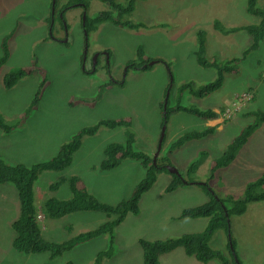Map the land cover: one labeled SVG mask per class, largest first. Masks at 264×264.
<instances>
[{"label": "rangeland", "instance_id": "1", "mask_svg": "<svg viewBox=\"0 0 264 264\" xmlns=\"http://www.w3.org/2000/svg\"><path fill=\"white\" fill-rule=\"evenodd\" d=\"M66 2L56 0L51 10L52 0H0V55L1 43L7 36L9 49L7 62L0 71V113L7 124H18L19 113L36 94L38 84H43L39 85V103L22 125L9 134L0 131L1 158L8 164L30 166L50 159L72 134L98 121L125 119L130 127L125 128V132L99 129L94 136L84 137L70 167L39 176L33 189L37 219L43 238L54 242L94 229L105 221V216L92 212L70 215L59 221L48 220L42 212L44 199L52 195L59 199L70 198L66 183L56 192H49L48 187L77 176L87 192L101 203L115 207L127 200L144 178L145 170L138 161L123 160L110 171H100L98 165L105 147L113 142L124 144V135L130 132L133 150L153 159L161 132V104L167 89L170 100L166 108H175L182 84L205 83L216 73L212 68H202L196 61V31L206 32L207 57L212 55L217 61L225 62L231 57L240 58L250 37L244 31L220 36L212 29V24L217 21L226 28L259 22L246 13V0H147L137 1L133 12L126 17L127 21L142 23L145 28L131 31L102 23L95 30L86 31L83 19L93 20L107 6L90 0L86 14L82 15V9L77 7L65 11L62 17L59 11ZM116 2L125 4V0ZM257 7L264 10V0H258ZM138 46H142L144 57L160 62L152 63L147 71L128 72L122 86L103 88L107 82L103 74V53H108V69L119 81L125 64L136 60ZM84 50L85 70L91 68L90 59L99 55L95 75L86 76L81 70ZM33 62L37 70L31 76L20 80L9 91L3 88L2 78L6 72L12 68L26 69ZM250 87L255 93L248 92ZM181 94L183 105L212 109L219 118L203 121L182 112L169 115L156 159L167 156L169 165L184 178L191 176L186 175V168L200 159L194 175L197 184L188 183L165 193L171 177L168 173L158 174L151 189L140 200V214L128 215L114 229L111 241L107 235L99 237L55 260H49L45 254L23 255L12 248L11 224L17 217L18 203L13 187L0 185V264H93L96 253L110 246L112 256L102 264H142L138 239L164 240L202 231L206 218H181L180 215L187 208L209 201L198 184L207 180L209 162L224 151L238 129L248 121L244 114L252 110L264 113V41L257 51L239 61L238 73L226 76L219 91L202 99L185 92ZM80 100L85 102L81 104ZM206 127H215L213 135L169 150L183 133ZM201 152H205L204 155L201 156ZM263 171L264 123L250 136L236 160L208 184L216 197L235 199L244 186ZM229 231V234L216 231L210 239V248L227 254V243L232 240L240 264H264V201L249 204L240 216H230ZM159 261L160 264H200L180 248L162 255ZM208 264L219 263L215 260Z\"/></svg>", "mask_w": 264, "mask_h": 264}, {"label": "trees", "instance_id": "2", "mask_svg": "<svg viewBox=\"0 0 264 264\" xmlns=\"http://www.w3.org/2000/svg\"><path fill=\"white\" fill-rule=\"evenodd\" d=\"M90 0H67L63 7L64 10L68 8L82 7L87 9ZM107 6V9L99 12L93 20L85 18V30H95L99 24L110 23L111 25L128 29L131 31H138L146 26L142 23H132L126 20L134 10V5L137 1L147 0H125V4L120 5L116 0H97ZM258 0H246L245 11L259 19L257 24L246 26L222 27L220 22L215 21L212 24V29L222 35H233L244 31L250 37V43L241 57H231L227 61H217L214 56L207 57L208 45L206 41V32L202 29L196 31V49L195 57L197 63L202 68H212L216 71L214 78L208 82L195 84L193 82L189 85H181L179 92H185L190 97L202 99L209 97L213 93L219 91L228 75H236L238 73V63L245 58L250 52L257 51L260 44L264 41V10L257 7ZM83 5V6H82ZM92 27V28H91ZM8 36L1 43L2 54L0 55V71L2 66L7 62L9 56V49L7 45ZM145 53L142 46L136 48V60L130 62V70L147 71L152 68L149 62L152 60L144 57ZM160 62L157 60L153 63ZM137 68V69H136ZM37 70L35 62L30 64L26 69L12 68L6 72L2 78V86L6 91L14 88L20 80L31 76ZM171 79V77H170ZM39 85L36 87V94L32 96L27 107L22 110L19 115L20 119H16L18 124L11 126L7 124L0 113V131L4 134H9L14 129L20 127L22 123L32 114L33 110L39 103ZM106 88L107 85H103ZM102 87L100 89H102ZM168 90V89H167ZM248 92L255 93L252 87L248 88ZM176 98L175 108H166L163 114L164 101L161 104V127L165 125L169 115L182 112L185 114L195 115L203 121H213L219 118V114L212 109L200 110L194 106L183 105V94ZM170 100L168 97L167 100ZM85 101L80 100L79 103ZM248 118L239 131L231 138L226 145L224 151L216 158L209 162L207 173V180L200 185L206 194L209 196V201L203 205L187 208L182 211L181 218H206L207 223L202 231L187 233L176 238H167L164 240L149 241L145 239H138L140 249L142 252V264H160V257L166 253H170L176 248L183 250L184 254L193 258L200 264H208L211 261H218L219 264H240L234 249V243L229 240L227 243V254L220 250L211 249L209 246L212 235L219 230L225 234H229L230 216H240L245 213L247 206L251 203L264 201V171L260 176L249 181L243 188L239 197L233 199L227 197L220 199L210 188L208 182L217 178L218 172L226 169L234 162L238 152L247 143L250 136L261 127L264 123V113L260 110H252L244 114ZM130 125L125 119H118L117 121L102 120L94 123L91 126L81 128L72 134L68 140L62 143L56 154L50 159L37 162L30 166L22 164H8L0 156V185L9 184L15 189V194L18 202V214L11 229L14 233L12 241V248L23 255H47L49 260H55L64 254L69 253L73 249L90 243L91 241L108 236L110 241L113 239L114 229L119 226L128 215L138 216L140 214V200L142 196L148 192L155 182V178L160 173H168L171 177L170 182L164 188L165 193H170L180 186L188 183H196L194 175L200 163V159L195 160L188 168H186V175L191 176L184 178L181 173L178 175L170 174L165 166L169 165V158H158L153 163L152 157L145 153L134 151L132 148L133 140L130 132L127 136L124 135L123 143H110L103 152V159L98 165L100 171H110L114 169L120 161L135 160L138 161L145 170L144 178L136 185L130 197L120 202L116 207L110 206L98 201L94 196L90 195L82 181L77 176H71L68 179H62L55 182L48 187L49 191H57L59 186L66 183L70 192V198L58 199L55 197H48L42 202V212L48 220L59 221L70 215L78 213H100L105 216V222L94 229L78 233L72 237L61 240L60 242L47 241L43 238L41 228L37 219L38 210L34 201L33 189L39 176L44 172H62L70 167L72 163L73 154L81 147L84 137L94 136L99 129L115 130L129 128ZM215 127H206L201 130L188 131L179 136L169 147V150L180 148L183 144L190 141H197L213 135ZM162 146V144H161ZM161 149V148H160ZM205 152H201V156ZM181 175V176H180ZM197 184V183H196ZM99 206V207H98ZM101 206V207H100ZM111 207V208H110ZM120 208V209H118ZM113 209V210H112ZM118 209L119 211H117ZM138 209V210H137ZM115 210V211H114ZM138 211V212H137ZM119 214H118V213ZM121 214V215H120ZM121 216V217H120ZM70 229V228H68ZM70 231V230H69ZM142 240V241H141ZM147 241V242H144ZM142 243V245H141ZM111 246L104 251H99L94 258L95 264H102L103 260L112 256ZM100 258V259H99ZM99 260V261H98ZM93 263V264H94ZM71 264V263H66Z\"/></svg>", "mask_w": 264, "mask_h": 264}, {"label": "clouds", "instance_id": "3", "mask_svg": "<svg viewBox=\"0 0 264 264\" xmlns=\"http://www.w3.org/2000/svg\"><path fill=\"white\" fill-rule=\"evenodd\" d=\"M56 1V0H55ZM67 3V2H66ZM54 5H55V3H54ZM65 6V5H64ZM63 6V7H64ZM77 8V7H76ZM70 9H74V8H68V9H66V10H64V12L65 11H67V10H70ZM82 9V8H81ZM83 10V9H82ZM60 11H61V9H60ZM59 11V12H60ZM86 10H84V12H85ZM64 12H63V14H64ZM102 12V11H101ZM85 14H86V12H85ZM63 17V16H62ZM86 18V17H85ZM63 20V19H62ZM48 25H49V23H48ZM83 25L85 26V19H83ZM50 26V29H51V25H49ZM50 36H51V34H50ZM51 37H53V36H51ZM54 38V37H53ZM66 42V41H65ZM103 55H105L104 57H105V61H107V64H108V53H103ZM84 56V60L81 62V70H82V72L84 73V71H85V75L86 76H91V73H89V71L91 70V68H90V70H85V68H84V64H85V60H86V52H85V50H84V52H83V54H82V56H81V59H82V57ZM99 58V55H97L96 56V58H95V60L94 61H90V63H89V65L92 67V70H94L95 69V73H93L92 75H95V74H97L98 73V69H97V62H96V60ZM130 63V62H129ZM129 63H127V64H125V66L123 67V70H122V77H121V79L118 81V80H116L114 77H113V74H112V72L108 69L107 71H106V64H105V69H104V77L106 78V80H107V82H105L103 85H107V87L106 88H110V87H112L113 85H118V84H120L121 86L122 85H124V82H125V80H124V78H125V76H126V74L128 73V72H131V71H133V70H130V67H131V64H129ZM108 67V66H107ZM102 69V70H103ZM97 70V71H96ZM135 71H137V70H135ZM109 75H110V77H112V79L113 80H110V77H109ZM172 81V79H170V82ZM167 92H168V96H169V90H167ZM168 96H167V98H168ZM165 100V99H164ZM247 120L249 121V119L247 118ZM247 121V122H248ZM244 125V124H243ZM242 127V126H241ZM240 127V128H241ZM239 128V129H240ZM238 129V130H239ZM259 130H260V128H259ZM258 130V131H259ZM254 134V133H253ZM82 145V144H81ZM246 145V144H245ZM244 145V146H245ZM80 149V148H79ZM78 149V150H79ZM77 150V151H78ZM76 151V152H77ZM75 152V153H76ZM74 153V154H75ZM74 154H73V156H74ZM237 158V157H236ZM236 158H235V160H236ZM234 160V161H235ZM219 175H220V172H218V176L217 177H219ZM214 180V179H213ZM14 189V188H13ZM15 190V189H14ZM49 192H56V191H49ZM91 195V194H90ZM93 196V195H92ZM50 197H55V196H50ZM55 198H57V197H55ZM47 199V198H46ZM59 199V198H58ZM45 200V199H44ZM16 201H17V198H16ZM35 201V200H34ZM18 203V202H17ZM65 219V218H64ZM106 219V218H105ZM105 222V221H104ZM102 224V223H101ZM100 224V225H101ZM99 226V225H98ZM97 226V227H98ZM14 234V233H13ZM102 251H104V250H102ZM97 254V253H96Z\"/></svg>", "mask_w": 264, "mask_h": 264}, {"label": "water", "instance_id": "4", "mask_svg": "<svg viewBox=\"0 0 264 264\" xmlns=\"http://www.w3.org/2000/svg\"><path fill=\"white\" fill-rule=\"evenodd\" d=\"M55 3V0H52V4H51V10H52V6L53 4ZM153 62H149V64L151 65ZM167 96H168V92L166 93V96H165V100H164V105H163V114L165 112V107H166V102H167ZM164 130H165V125H163L161 127V132H160V136H159V140H158V144H157V152L154 154L153 156V163L155 162L156 160V157H157V154L158 152L160 151V148H161V144H162V140H163V136H164ZM165 169L170 173V174H173V175H178V171L175 167L173 166H165Z\"/></svg>", "mask_w": 264, "mask_h": 264}, {"label": "flooded vegetation", "instance_id": "5", "mask_svg": "<svg viewBox=\"0 0 264 264\" xmlns=\"http://www.w3.org/2000/svg\"><path fill=\"white\" fill-rule=\"evenodd\" d=\"M83 6V5H82ZM80 8H82V7H80ZM83 9V8H82ZM63 12H64V8L62 7L61 8V11L59 12L60 13V15L61 16H63ZM85 14V12H84V9L82 10V15H84ZM50 25V24H49ZM49 25H48V27H49ZM83 27H84V25H83ZM55 39V38H54ZM57 40V39H56ZM57 41H59V40H57ZM106 54V53H105ZM96 56H97V54L93 57V58H91L90 59V61H94L95 60V58H96ZM84 60V56L82 57V59H81V62ZM105 64H106V71L108 70V67H107V61H105ZM137 69V68H136ZM84 73H85V71H84ZM89 73H91V75L93 74V73H95V69L94 70H92V67H91V70L89 71ZM109 77H110V75H109ZM110 80H113L112 79V77H110Z\"/></svg>", "mask_w": 264, "mask_h": 264}, {"label": "bare ground", "instance_id": "6", "mask_svg": "<svg viewBox=\"0 0 264 264\" xmlns=\"http://www.w3.org/2000/svg\"><path fill=\"white\" fill-rule=\"evenodd\" d=\"M119 204H120V202H119ZM122 204H123V202H122ZM117 206V205H116ZM115 206V207H116ZM99 207V206H98ZM101 207V206H100ZM111 208V207H110ZM118 209H120V208H118ZM118 209H116L117 211H119ZM113 210V209H112ZM138 210V209H137ZM115 211V210H114ZM138 212V211H137ZM118 213V212H117ZM119 214V213H118ZM121 215V214H120ZM121 217V216H120ZM46 220V219H45ZM142 241V240H141ZM144 242H147V241H144ZM140 243V242H139ZM141 245H142V243H141ZM236 250V249H235ZM247 253V252H246ZM254 255V254H253ZM107 258V257H106ZM96 259V258H95ZM100 259V258H99ZM99 261V260H98ZM93 262H95V261H93ZM95 264V263H94Z\"/></svg>", "mask_w": 264, "mask_h": 264}, {"label": "crops", "instance_id": "7", "mask_svg": "<svg viewBox=\"0 0 264 264\" xmlns=\"http://www.w3.org/2000/svg\"><path fill=\"white\" fill-rule=\"evenodd\" d=\"M193 264V263H192Z\"/></svg>", "mask_w": 264, "mask_h": 264}]
</instances>
